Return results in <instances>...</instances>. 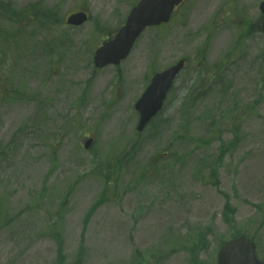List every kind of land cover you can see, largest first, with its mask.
<instances>
[{"label": "rangeland", "instance_id": "obj_1", "mask_svg": "<svg viewBox=\"0 0 264 264\" xmlns=\"http://www.w3.org/2000/svg\"><path fill=\"white\" fill-rule=\"evenodd\" d=\"M137 1L0 0V264H215L239 233L264 254V34L242 23L262 0H188L95 72ZM185 57L138 133L149 79Z\"/></svg>", "mask_w": 264, "mask_h": 264}, {"label": "water", "instance_id": "obj_2", "mask_svg": "<svg viewBox=\"0 0 264 264\" xmlns=\"http://www.w3.org/2000/svg\"><path fill=\"white\" fill-rule=\"evenodd\" d=\"M181 0H141L133 9L126 25L115 38L105 42L95 55L98 64L119 63L130 52L136 38L149 24L168 20L174 5ZM264 11V2L261 5ZM87 20L85 12H77L68 18L71 24H81ZM182 63L158 73L144 93L137 108L141 113L138 128L142 130L161 109L166 93ZM220 264H264L255 255V245L242 236L223 245L219 253Z\"/></svg>", "mask_w": 264, "mask_h": 264}]
</instances>
